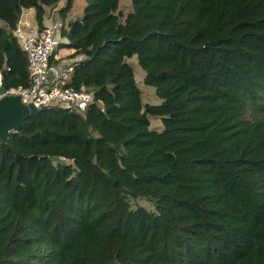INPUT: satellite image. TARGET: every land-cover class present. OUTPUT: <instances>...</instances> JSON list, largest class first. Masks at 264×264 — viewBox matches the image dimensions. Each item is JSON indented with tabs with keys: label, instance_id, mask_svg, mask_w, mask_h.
I'll use <instances>...</instances> for the list:
<instances>
[{
	"label": "trees",
	"instance_id": "1",
	"mask_svg": "<svg viewBox=\"0 0 264 264\" xmlns=\"http://www.w3.org/2000/svg\"><path fill=\"white\" fill-rule=\"evenodd\" d=\"M60 2L0 0L7 90L31 85L24 11L42 29ZM130 2L57 9L60 47L84 56L69 85L96 100L0 140V264H264V118L245 117L264 97V0ZM135 55L162 103H144Z\"/></svg>",
	"mask_w": 264,
	"mask_h": 264
},
{
	"label": "built area",
	"instance_id": "2",
	"mask_svg": "<svg viewBox=\"0 0 264 264\" xmlns=\"http://www.w3.org/2000/svg\"><path fill=\"white\" fill-rule=\"evenodd\" d=\"M63 23L49 19L42 29L28 33L18 27L16 35L28 55L31 85L12 88L7 94H21L26 102L60 106L67 110L85 111L96 100L94 91L75 89L69 83L75 67L84 58L72 55L75 50L60 47Z\"/></svg>",
	"mask_w": 264,
	"mask_h": 264
},
{
	"label": "rangeland",
	"instance_id": "3",
	"mask_svg": "<svg viewBox=\"0 0 264 264\" xmlns=\"http://www.w3.org/2000/svg\"><path fill=\"white\" fill-rule=\"evenodd\" d=\"M65 3L66 0H61L58 8L64 6ZM85 5H86V0H75L74 7L71 10V12L68 14L67 23L69 20L76 19L77 17L82 16ZM57 9H49V15L53 20L56 18ZM132 9H133V5L130 2V0H120V10L124 14H127ZM23 21H25L26 23L34 21L35 23L36 22L35 11L33 9H26L24 11ZM4 24H5L4 21L0 20V26H3ZM128 61H130L135 68L136 80L138 82L139 87L142 90L144 103H148V104L162 103L163 100L156 94V88L145 84L144 78L146 73L144 69L139 65L137 56L135 55L133 58H129ZM0 84H1V75H0ZM263 96H264V90H263ZM246 112H247L245 116L246 119L252 120L254 119L255 116L264 118V97L261 100V104L258 112L253 111L251 108H248ZM150 120H151V127L153 129L159 131L163 130L164 126L162 123V119L160 117L150 116ZM137 203L147 207L148 209L151 210L154 209V206L146 199L140 198L137 200Z\"/></svg>",
	"mask_w": 264,
	"mask_h": 264
},
{
	"label": "water",
	"instance_id": "4",
	"mask_svg": "<svg viewBox=\"0 0 264 264\" xmlns=\"http://www.w3.org/2000/svg\"><path fill=\"white\" fill-rule=\"evenodd\" d=\"M6 87L0 84V140L10 142L13 131L19 130L24 122L32 115L49 108L47 105H36L33 102L23 100L21 94H7ZM52 162L64 164L65 159L61 156H50Z\"/></svg>",
	"mask_w": 264,
	"mask_h": 264
},
{
	"label": "crops",
	"instance_id": "5",
	"mask_svg": "<svg viewBox=\"0 0 264 264\" xmlns=\"http://www.w3.org/2000/svg\"><path fill=\"white\" fill-rule=\"evenodd\" d=\"M24 15V13H23ZM23 15H22V19L19 23V27L28 33H32V32H36L38 30V26H37V22L34 23V21H31L29 23H26L25 21H23Z\"/></svg>",
	"mask_w": 264,
	"mask_h": 264
}]
</instances>
